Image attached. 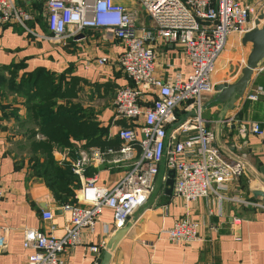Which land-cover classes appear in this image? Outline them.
<instances>
[{"label":"crops","instance_id":"obj_1","mask_svg":"<svg viewBox=\"0 0 264 264\" xmlns=\"http://www.w3.org/2000/svg\"><path fill=\"white\" fill-rule=\"evenodd\" d=\"M14 2L33 14L34 35L14 25L0 27V180L4 188L0 236L5 238L0 264H28L33 250L22 246L25 230L36 229L61 238L69 216L30 161L34 157L31 147L44 140L27 109L32 95L28 89L36 82L32 73L51 76L55 84L61 81L66 92L64 102L75 106L83 119L94 120L104 133L102 140L117 142V131L127 125L113 117L112 108L116 90L129 85L114 63L121 50L119 42L102 30H86L70 35L63 44H53L47 39L46 18L40 6L29 0ZM242 37L237 34L227 37L211 76L213 88L233 84L240 78L251 50L250 44L241 43ZM154 51L155 73L163 80L174 72H180L183 78L190 73L178 46L157 43ZM100 57L111 59V64L85 66L86 60ZM25 79L27 86L22 85ZM259 88L264 92V61L253 71L243 97L222 120L218 118L222 104H210L215 92L203 98L202 119L207 130L214 134L213 146L227 162H239L243 167L241 176L223 192L226 199L218 203L210 193L185 204L166 194L165 183L159 176L157 188L153 187L147 203L127 221L128 229L111 252L108 264H264V142L257 136L243 137L238 133L240 124L264 122V94L254 100L249 98ZM176 116L182 117L180 112ZM70 143V147L62 149L65 153L54 150L53 157L56 161L69 157L74 162L81 153L101 154L100 160L91 159L84 176L95 177L97 186L111 188L123 175L125 166L116 162L118 147L100 148L87 145L84 140ZM36 159L41 162L39 156ZM78 183L77 190L81 186L79 179ZM233 197L256 205L243 206L232 201ZM47 210L53 214L51 221L41 216ZM185 214L199 222L200 240L181 246L160 239L161 232ZM104 226L109 229L107 236ZM114 233L112 213L104 209L93 231L81 232V244L63 252L65 264H96L104 250L96 255L88 247L98 245L104 238L109 242Z\"/></svg>","mask_w":264,"mask_h":264},{"label":"built area","instance_id":"obj_2","mask_svg":"<svg viewBox=\"0 0 264 264\" xmlns=\"http://www.w3.org/2000/svg\"><path fill=\"white\" fill-rule=\"evenodd\" d=\"M29 1L40 6L46 18L47 39L53 44H63L70 35L86 30H102L118 41L121 50L114 63L129 85L118 88L112 101L113 117L127 124L116 133L121 142L115 152L119 156L116 162L125 166L123 175L111 188L97 186L95 177L84 176L91 159L100 160L101 154H79L70 170L81 186L74 194V203L61 206L69 214L64 235L56 238L36 229L25 230L22 246L33 250L28 264H65L63 252L81 244V232L91 233L104 209L112 213L115 232L123 228L147 203L157 177L165 183L171 170L175 199L188 204L211 193L218 203L225 200L223 192L241 176L243 167L239 162H227L213 146L214 134L202 119L203 98L213 92L211 76L227 37L245 34L264 0H129L150 16L149 24L140 22L137 10L118 0ZM33 21V14L14 0H0V27L14 25L34 35ZM157 43L182 50L190 68L185 78L180 72L166 80L156 75ZM90 64L107 66L111 59L86 60L85 66ZM263 94L259 88L249 98ZM238 133L257 136L264 142V122L240 124ZM3 196L0 180V204ZM231 200L243 206L256 205L238 197ZM41 216L45 221L53 219L48 210ZM199 230V222L185 214L163 230L160 239L189 246L200 240ZM103 232L109 235L107 226ZM107 243L104 238L88 251L98 255ZM4 246L5 238L0 236V249Z\"/></svg>","mask_w":264,"mask_h":264},{"label":"trees","instance_id":"obj_3","mask_svg":"<svg viewBox=\"0 0 264 264\" xmlns=\"http://www.w3.org/2000/svg\"><path fill=\"white\" fill-rule=\"evenodd\" d=\"M32 75L35 76L36 82L28 89L32 95L27 102V109L37 124V130L45 137L43 141L36 142L39 143L38 147H44L47 150L52 145L70 147V142L82 140L87 145H97L105 149L120 147L121 142L118 138L114 143L102 140L104 133L98 128L97 123L94 120L83 119L81 112L75 106L64 102L66 92L61 88V81L58 80L55 84V78L43 73H32ZM26 83L27 79L22 85ZM61 101L64 105L60 103ZM40 174L46 179L58 205L74 203L71 187H78L79 183L68 165H57L48 158V163L42 168ZM69 199L70 201L66 202Z\"/></svg>","mask_w":264,"mask_h":264},{"label":"water","instance_id":"obj_4","mask_svg":"<svg viewBox=\"0 0 264 264\" xmlns=\"http://www.w3.org/2000/svg\"><path fill=\"white\" fill-rule=\"evenodd\" d=\"M243 45L250 44L251 50L247 56L244 68L241 70L240 78L233 84H219L214 86L215 97L210 104L221 103L222 109L218 114L220 120L223 119L227 111L232 110L237 100L241 99L251 84L253 71L264 61V11L255 19L253 27L250 28L241 39ZM264 173V172H262ZM173 171H169L165 181V192L170 195L172 192ZM128 229V224L117 230L107 243L105 250L96 264H108L111 252L117 243L124 236Z\"/></svg>","mask_w":264,"mask_h":264},{"label":"rangeland","instance_id":"obj_5","mask_svg":"<svg viewBox=\"0 0 264 264\" xmlns=\"http://www.w3.org/2000/svg\"><path fill=\"white\" fill-rule=\"evenodd\" d=\"M118 1H122V3L127 6V7H132L133 9H136L137 12H138V17H139V20L140 22L142 23H146V24H149L150 23V16L144 11L142 10L138 4H135L134 6L131 5L130 1L129 0H118ZM248 2H256L257 0H247ZM263 7H264V3H263ZM262 7V8H263ZM261 7H257L256 8V11H255V19L258 17V15L264 11V9H262ZM212 94V93H211ZM210 94H208L207 96H209ZM60 103L63 104V101H61ZM60 105V104H59ZM60 105V106H62ZM36 127H37V124H36ZM38 129V127H37ZM38 134L40 136L41 133L37 130ZM44 137V136H43ZM45 139V137H44ZM39 146V143H35V145H33L31 147V154L32 156V159L30 160L31 163L33 164V166H36V172L38 173H41L42 172V168L45 166L46 163H48V158H50L55 164L57 165H68L69 167L71 166V164L73 163L72 159L71 158H67V157H63L61 161H56L55 158L53 157V152L54 150H56L57 152H63L65 153L62 149L65 148V146H61V145H52V147L50 146V149L47 150L46 148L44 147H38ZM40 157L41 158V162H39V160L36 159V157ZM41 168V170H40ZM158 180H159V177L156 179V182H155V185H154V188H157V184H158ZM74 185L76 184L75 181L73 183ZM71 190L73 192V190H77V187L75 186H72L71 187ZM76 192L73 193V195L75 194ZM70 201L67 200L66 202Z\"/></svg>","mask_w":264,"mask_h":264}]
</instances>
